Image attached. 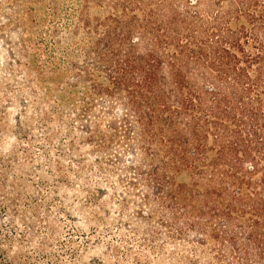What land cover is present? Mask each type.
Returning a JSON list of instances; mask_svg holds the SVG:
<instances>
[{"label": "trees", "instance_id": "obj_1", "mask_svg": "<svg viewBox=\"0 0 264 264\" xmlns=\"http://www.w3.org/2000/svg\"><path fill=\"white\" fill-rule=\"evenodd\" d=\"M0 5L24 11L17 25L29 38L7 49L16 64L23 55L38 66L46 48L32 44L29 52L26 43L44 22L47 44L59 43L62 11L75 19L73 34L84 36L70 79L55 60L38 66L23 85L42 93L19 101L13 126L0 112V264H38L27 252L33 245L47 264H59L56 247L79 260L86 246L56 244L61 230L50 209L72 222L77 196L68 190L86 192L90 205L107 196L89 180L91 168L112 190L118 218L110 224L121 234V245H95L117 264H264V0ZM45 83L58 92L49 110ZM10 136L25 146L9 143L3 152ZM89 143L90 163L81 152ZM46 223L49 239L36 229Z\"/></svg>", "mask_w": 264, "mask_h": 264}, {"label": "rangeland", "instance_id": "obj_2", "mask_svg": "<svg viewBox=\"0 0 264 264\" xmlns=\"http://www.w3.org/2000/svg\"><path fill=\"white\" fill-rule=\"evenodd\" d=\"M35 15V17L38 18L42 17L43 13L37 12ZM23 16L24 11L22 7L9 8L7 6L0 5V112H5L6 121L11 126H13L14 124V118L21 115L19 101L21 99H27L29 102H31L30 100L31 98H33L31 91L33 89L37 91L38 95L42 93L39 87L37 85L35 86L33 83H31L30 88L24 86L27 81L32 82V80L38 75L37 71L35 70L38 66L39 68H41L44 67L45 64H54L55 60L57 61V64L60 63L61 68L69 69V73L66 75V78L70 79V63L81 62L83 58L82 54H80L81 50L76 46V44H82L84 36L81 34H78L77 36L73 34V30L75 28V19H70L69 16L66 15L64 11H62L60 13L59 20L57 21V24L61 28L58 35L59 43H57V45L51 44V42L47 44L48 38L46 28L49 23L44 22L42 25H39L34 29L33 34L31 35V41H27L26 43V50H29V52H32V44H36L37 46L41 45V49L44 47L46 48V52L44 51L38 54L39 56L36 60V64L38 66H34V62L32 63L30 56L23 55L14 56V59L18 62V64H16L14 60L8 57L7 49H11L14 51L21 39L29 38V34H27V32L23 33L21 29H18L19 24L17 25V22L19 19L23 18ZM6 17L13 18L12 22H15V24H8V19ZM41 38H43L44 40ZM9 63L12 65V67L8 66ZM51 75L52 73H45V76ZM24 82L25 84L23 85ZM45 85L51 87L52 89V91L49 93L50 99L48 101L56 100L55 95L58 92H56L55 86L49 83H45ZM60 88L62 87L59 85L58 89ZM35 100L36 102L32 103V105L39 106V99L36 98ZM51 101L49 103L50 105H44L47 110H49L50 106L54 104ZM61 109L62 111H66L67 109H69V106L62 105ZM53 128L55 129L57 127L55 125H52L50 127L48 126V129ZM46 130L47 129L43 128V130L41 131L46 133ZM31 133L37 134V130L33 129ZM74 134L78 133L74 132ZM64 137L65 142H68L71 138L70 135ZM9 143H11V145L17 144L18 147L25 146L24 142H17V140H12L10 136L9 138H7V142H5L4 144V147L2 149L3 152H7L12 147L11 145H9ZM34 150H36V148ZM81 152L86 155L89 163L92 162L95 155L92 154L90 156V153L92 152V150L90 149V143L85 144L81 148ZM123 155H126V153H124ZM61 162L65 165H68L70 163L64 160ZM89 180L93 182L94 187L101 186L106 190L107 196H103L100 199L99 203L90 205V198L86 192L79 193L76 191L68 190L66 192L67 196H77L76 199L78 201H75L73 204L74 211L71 212L73 221L70 222L69 220H67L66 217L62 213L58 212L55 207H51L50 209L53 217L55 218L56 226L58 225L61 230L60 235H54L57 241L56 244L69 246L70 241H73L79 249L83 246H86V248L80 252V257L77 261L72 260L68 254H65L61 249L62 247H56L53 252L59 260V264H91L93 260L99 259H102L103 264H113L117 262L113 258L109 259L107 256H104L103 254L105 251L104 247H102V245H104L106 242H111L112 244H120L118 239L121 237V234L115 228H111L110 224L113 220L118 218V216L116 215L117 206L110 204L108 200L109 195L112 194V190L108 185L105 184L103 177L98 176L95 168H91V171H89ZM109 180L113 182L115 180V177L110 176ZM116 190L119 191V188L116 187ZM104 201L107 204H103ZM102 206H104V209L108 211V215L103 213L99 209ZM93 212H97V214H95L94 216ZM40 217L43 220L47 219L42 209L40 210ZM122 219L125 220V218ZM46 225L47 223L37 226L36 229L40 235L49 239L52 234H50L47 228H45ZM106 228L109 230L108 232L105 231ZM19 230H22V228L19 227ZM97 240L101 242L102 245H95V242ZM27 249L30 250L27 251L30 255H32L34 258H38V264H47V259H45V257H39V254L37 253L38 250L36 249L35 245L27 246ZM149 257L153 262H155L151 255H149ZM123 264L131 263L128 262Z\"/></svg>", "mask_w": 264, "mask_h": 264}]
</instances>
